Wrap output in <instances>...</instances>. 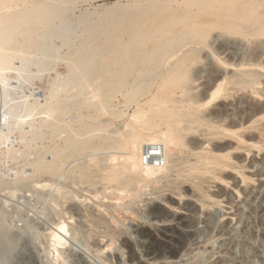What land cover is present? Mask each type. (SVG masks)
Here are the masks:
<instances>
[{"label": "bare ground", "instance_id": "6f19581e", "mask_svg": "<svg viewBox=\"0 0 264 264\" xmlns=\"http://www.w3.org/2000/svg\"><path fill=\"white\" fill-rule=\"evenodd\" d=\"M78 2L0 0V127H3L0 146L6 149H0V156L15 161L14 167L20 164L19 170L29 166L32 171L30 176L25 174L27 177H24L21 170H17L14 182H1L0 187L11 190L31 183L33 187L37 185L35 182L43 181L38 190L43 188L45 193L51 184L59 187L58 179L67 175L65 177L73 185L81 186L88 197L96 200L101 197L103 202L98 200V207L105 208L106 212L113 206L104 202L107 199L118 202L114 209L123 210L149 184L166 182L163 187L171 193L178 191L181 197L188 190L183 188V192L180 186L187 183L191 184L190 188H196L195 195V191L191 194L205 207L206 198L212 199L202 192L206 175L227 184L226 179L231 175H223L225 169L243 177L241 171L247 168L240 165L236 150L248 153L252 148L258 153L264 152V0H159L145 5L142 0H134L129 6L100 15L102 21L97 27L92 22V14L76 16L70 12V6ZM79 28L85 33L82 36L80 30L82 37ZM205 49L211 54H206ZM62 63L64 75L57 71ZM51 71L55 75L48 79L43 100H39L34 91L28 96L32 99L21 94L25 100L17 98L20 102H13L12 92H16L18 86L10 85L12 73L17 75L16 81L24 80L29 84L41 81L44 75L49 77ZM198 80L204 82L201 90L195 92L193 85ZM176 92H179L177 97ZM150 94V102L138 105ZM117 96L123 99V108L136 105L129 117L127 109L124 112L113 108ZM36 116H39L38 122L33 120ZM229 116H238V119L232 117L228 121ZM120 119L124 125L117 129L114 125ZM25 124L30 131L24 132ZM14 131L22 150L8 147ZM225 139H235L236 146L222 143ZM84 157L89 160L84 161ZM156 157H159L157 164ZM73 162L78 163L64 173L65 167ZM250 162L249 166L257 169L264 165V157ZM257 172L260 173V169ZM28 192L34 194L31 189ZM56 192L59 195L54 196L61 193V198L68 201L81 197L72 190L66 193L58 188ZM160 195L154 198L166 202L164 195ZM58 196L54 204L64 201ZM258 200L264 203V191L251 189L240 207L233 211L238 227L225 230L224 245L228 248L220 263L264 264V208L258 207L262 214L257 211L260 215L254 217L262 230L259 236L248 222L256 212L253 204ZM228 201H231L230 196ZM63 203L61 206L65 205ZM87 216L90 219L86 218V222L89 220L88 226L93 228L89 230L100 231L103 225L107 228L106 232L101 230L104 245L100 247L95 241L96 250L92 249L96 252L109 249L123 233L118 232L117 227L112 228L109 221L102 218L103 214L96 219L91 212ZM107 216L111 223L117 221L111 213ZM208 217L212 221H207L201 231L207 240L214 238L210 226L216 224L217 213H210ZM5 222L0 221V236L8 235L9 227ZM55 227L58 232L49 231L53 244L58 246L63 241L60 232L65 235L68 230L64 222L58 221ZM201 253L194 254L189 262L202 264L204 255Z\"/></svg>", "mask_w": 264, "mask_h": 264}, {"label": "rangeland", "instance_id": "374dc122", "mask_svg": "<svg viewBox=\"0 0 264 264\" xmlns=\"http://www.w3.org/2000/svg\"><path fill=\"white\" fill-rule=\"evenodd\" d=\"M132 1H134V0H79V2L76 3V5L70 6V12L72 11L76 16H81L83 14H87V15L92 14L93 15L92 22L95 25V27H97V25L100 23V21H102L101 20L102 18L100 15H102V14L105 15V12L107 10L121 9V7L129 6ZM157 1H159V0H142V2H143L142 4L145 5L147 3H152V2H157ZM80 30L82 32L83 29L79 28L78 32H80ZM81 32H80L79 36L83 33V32L82 33ZM83 35H85V33H83L82 36ZM82 36H80V37H82ZM97 41L101 42L100 39H97ZM215 45H217V44H215ZM204 52L205 53L207 52L206 54H211L210 51H207V49H205ZM58 66L59 67H57V69H58L57 71H59L62 75H64V73H65L64 72L65 71L64 70V63H62ZM54 75H55V72L53 73V71H51L48 74L49 77H46L47 75H44V78H42L41 81L34 80L32 82H29V84H28V82L25 81L26 82L25 83L24 80H21V82H20V80L16 81L18 79V77L16 74L12 73L10 75L12 77L10 85H11V87L12 86L13 87L18 86V88L15 87L16 92H12V94L14 93L12 95V97L14 98L13 102L14 101L18 102L20 99H21V101H22V99L25 100L24 97L25 96L28 97L29 94L33 93L34 91H35L34 93L39 98V100H43L42 99L43 94L46 91V88L48 86L47 82H49V80H50L49 78H52ZM46 79H47V81H46ZM19 82L22 83V86L19 84ZM23 82L25 85H23ZM203 82H204L203 80H198L197 82H195V84L193 85V89L195 90V92L201 90V88L203 86ZM26 84H28V85H26ZM20 86H21V88H19ZM23 86H24V88H23ZM21 94H23L25 96H23ZM175 95H176V97L179 96V92H176ZM17 98H20V99L18 100ZM151 98H152V94L147 95L146 97H144L139 102L138 105L142 106L144 104H147L148 102H150ZM13 102H12V104H15ZM121 103L123 104V99L121 98V96H117L113 100V108L115 107V109L125 112L127 107L125 106L126 108L125 107L123 108V106L125 104L121 105ZM216 103L217 102L213 103L214 106ZM134 106L136 107V105H133V106H131V108L129 107V109L126 110L127 117H129L133 113V110L134 111L136 110L137 107L135 108ZM232 117H233V120L238 119V116H229L228 117L229 119L227 118V120L228 121L231 120ZM234 117L236 119H234ZM38 119H39V116H36V118L33 120L35 122H38L39 121ZM123 125H124V122L122 119H120V120H117L115 122L114 126L118 129V128H122ZM23 127L25 130V131L23 130L24 132L30 131V128L28 129V127H29L28 124H25ZM2 128L3 127L1 126L0 130ZM109 128L111 130L113 129V127H109ZM14 132L16 133V131H14ZM15 133L14 134L11 133V135L9 137L11 139H10V143H8V147L9 148L13 147L14 149L22 150L23 147H22V144L19 142L18 134L17 133L15 134ZM254 134L258 137V134L256 132H254ZM197 138L200 140L201 139L204 140L203 137L197 136ZM234 141H235V143H234ZM228 142L230 144H233L232 145L233 147L236 146L235 145L236 144L235 139H233V140H231V139L230 140L229 139L228 140H226V139L222 140V143H228ZM19 143H20V145H19ZM38 145H39V142H38ZM0 149H2L4 151L6 150L5 146H3V145L0 146ZM250 150L252 152H250ZM257 151L258 150H256V149L250 148L249 149L250 153L248 152L249 154L246 152V150L244 152V150H241V149L236 150L234 152L235 155L238 156V160H239L240 165L247 166V168H245V170L241 171L243 173V177L240 174L236 175V173L231 169H230L231 171L225 169V171L226 170L227 171L223 172V175L224 174L231 175L230 178L226 179L227 184H224V182H222V181L220 182L219 180H215V177L214 178L212 177L213 175H206L205 176L206 181L204 179L203 180L206 183H204V184L202 183V185H201L202 186V192L204 194L206 193L205 194L206 196L209 195L212 197V199L208 197L210 200L208 198H206V200H208V201L205 200V202H204V203H207V204H205L206 206L204 205L206 208L202 207L201 204H199L198 200H196L197 199L196 197L194 198L193 195H195V193H196V191H195L196 188L195 189L190 188V187H192L191 184L188 185L187 183L182 184L180 186L182 188V190H183V188L184 189L187 188L186 190H188V192H185L184 194H182L181 197L178 196V194H177L178 191H174L171 193L169 190H167L165 188L166 187L165 185H167V184H165L166 182H163V183L158 182L159 184L154 183L151 185L149 184L150 186L148 185L147 189L145 188L146 190L144 188H142L143 190L138 195V197L135 198V200L132 203H129L128 208H125L123 210L119 209L118 207H116L117 210L114 209L115 207H113V206L116 205L118 202H115L112 200L109 201L108 199L107 200L103 199V200H105L104 202H106V204H108V205L111 204L110 206L113 205L112 206L113 209L112 208H110L111 210H108V208L106 209L107 213L104 211L105 208L102 209V208H100V206L98 207V205L100 203V202H98V200L102 201L101 197H99L100 199L98 198L97 200L92 198V197H88L89 195L86 194L87 192L81 191V186H76L75 184H74L75 185L74 186L73 182L71 180H69L68 177H65L67 175H62V177H60L61 179L60 178L58 179L57 182L59 183V187H58V184H56V186H55V184H51L52 186H47L46 187L47 189L45 188L47 191L46 190L44 191L46 194L43 193V191H42L43 188L41 191L38 190V189H41L39 186L41 185V183H44L43 181H41L39 183L35 182L34 185L35 184H37V185L33 186L34 188L32 187L33 183H31V185L29 184L30 186L27 185L26 187L16 186L14 189H17V190H14V189L8 190V188H6V186H1L0 187V210H1L0 211V217L3 221L6 220L5 224H7V226L9 227L8 228L9 231L8 230L7 231L10 233L7 232V234H8L7 236H6V233H5V235L0 236V242H1L0 243L1 244V246H0V264H146V263L147 264H152V263L153 264H160L161 262H163L161 264H164L165 262H166L165 264H186L187 261H188L187 264L188 263L191 264V262H189V261H191V259L196 254L201 253V252H203L201 254L204 255V257L202 259L203 260L202 264H222L219 262V260L226 256L225 253H226V249L228 248L227 246L224 245L225 244L224 240H226L225 238H227L226 237L227 235L225 234V230H228L229 228H237L238 227L237 224L235 225L236 216L233 215L234 214L233 211L236 210L238 207H240V205L244 201L245 195L251 189H254V188L257 189L258 188L261 190V192L264 191V187L260 188V185L264 184V165L257 167V169H255V167L251 168L249 166V164L251 163L250 161H253L254 159L256 161H258V160L260 161L261 158L264 157L263 151H262L263 153L262 152L258 153ZM5 157L7 159H5ZM84 158H85V160H84ZM84 158H82L81 160H84V161L89 160L88 157H84ZM11 161H12L11 159L8 160L7 156H4V157L0 156V183L6 182L7 180L9 183H10V181L14 182V180H15L13 177V176H15L14 172L19 170V168L22 167V166H19L20 164L17 165L18 167H14V166H16L15 165L16 163H14L15 161H12V162ZM75 163L77 164L78 162H75ZM75 163L73 162L71 164H68L67 167H65L64 173L66 172V174H67L68 169L70 167H72L73 165H75ZM24 168L22 170L20 169L21 175L24 177L26 175L30 176V174L32 173V171H30L31 167L29 168V166H27V167L24 166ZM258 169H260V173L257 172ZM261 170H262V172H261ZM22 171H24V172H22ZM22 173H24V174H22ZM64 177H65V179H64ZM68 180L71 181L72 183L71 182L68 183L69 182ZM48 185H50V184H48ZM163 186H165V187H163ZM57 187L61 188L62 191H64V192H66V190L69 192L72 190V192H74V189L75 190L78 189L74 193H80V194H78V198H79V196L83 197V198L80 197V199H78V200L80 201V200L87 198L88 201L85 202V200H83L84 201V203H83V201L79 202L78 200H76V198H75L76 201L73 199H69V201L62 199L61 198V193H62L61 190H60V192H61L60 196H58L59 192H56V190L58 191ZM25 188H26V190H25ZM28 189H29V191L31 189V193H34L33 195L37 196L39 194L40 199H38L39 195L37 197H35L32 194H30V192H28ZM32 189H33V192H32ZM34 189H37V190H34ZM64 189H66V190H64ZM203 189H204V191H203ZM13 190H14V193H13ZM36 191H38V192H36ZM159 191H162V192L164 191V193L159 192ZM192 191H195V192H193L194 194L192 193L193 195L191 194ZM183 192H184V190H183ZM197 192H199V191H197ZM11 193H13V194H11ZM66 193H65V195H66ZM81 193H83L84 196L81 195ZM156 193H159V194H156ZM55 194H58L56 196H58V198H61V200H64L63 201L64 203L61 201L58 204H57V202L54 204L55 198H57L56 196H54ZM160 194L164 195L163 199H166V202L161 201L158 198H154V197H157L156 195H160ZM43 196H44V198L42 199ZM53 196H54V198H53ZM191 196H193V197H191ZM229 196L231 197V201H228ZM167 199H168V201L170 200V202H168ZM51 200L53 201V203ZM157 201H158V203H157ZM212 201H215V202L211 203ZM216 201H218V202H216ZM62 203L65 205L61 206ZM77 203H81V205H79ZM119 203H121V202H119ZM254 203L255 204H253V207L256 210V212H254V213L252 212L253 218L248 216V219L250 217L248 222L250 223V225L252 223L251 230L256 232V233L258 232L257 234L255 233V235L259 236L262 233V230H261V227H259L257 225V222H256L257 219H254V217L257 215L256 216V218H257L258 214L261 213L260 209L262 210V208H264V203L259 202V200L257 202H254ZM213 204H215V205H213ZM59 206H61V207H59ZM154 206L157 208L155 209ZM75 207H77V208H75ZM87 207H89L90 209H88ZM258 207H260L259 210H258ZM70 208H72V209H70ZM84 208H85V210H84ZM88 210H90V211H88ZM114 210H115V212L116 211L117 212L114 213ZM74 211H76V212H74ZM102 211L105 213H103ZM257 211H259V213ZM82 212H84V213H82ZM87 212L93 213V217L96 214L98 216H102V214H103L102 218L107 219L109 221L108 223L110 224V226H112V228L117 227L118 229L116 228V230H118V232H120V230L123 232L122 234H120V235H123L122 237L120 235H118V237L120 236L123 239L117 237V239H116V241L118 240L117 243L115 241L114 242L115 244L113 243V245L109 249L105 248V250L102 251L103 253L102 252L101 253L96 252L94 245H96V243H98V245H101L100 247H102L104 245V244L102 245V243H101L102 236H103V233L101 230H103V231L105 230V232H106L107 228L105 227V225H103L104 227L100 226V228H99L101 232L99 230H98L99 232L98 231L95 232V230H97V229L91 231L93 228H91L90 225H89L90 227L88 226L87 222H89V220L86 222V218L90 219V217L88 218V216H90V215L92 216V214L87 216V214H89ZM108 212L111 213V215H114V219L117 220V221L115 220L116 221V222H114L115 224L111 223L112 221L110 222V217L107 216ZM213 212L217 213V218L215 221L216 224H214L213 226L212 225L210 226L213 228V230H211V228H210V230H211L210 234H211V236H214V238H212L214 241L212 239L207 240L206 237L202 236V234H201V231H203L205 229V225H206L207 221H210V222L212 221L208 216L210 213L212 214ZM70 213H72V214H70ZM158 213H159V215H158ZM56 216H58V217L56 218ZM93 217L91 219L95 218V217L94 218ZM59 218H61L62 221H60ZM1 219H0V221H2ZM162 220H164V221H162ZM191 220H193L192 224H191ZM56 221L57 222L58 221L64 222L66 227H67V230H68V232L65 235H64V233L62 234L60 232V234L63 237V241L60 243L61 245L59 244L58 246L53 244V240H52L53 238L51 239V235H50L51 232L49 231V230H51V231L53 230L52 232H54L55 229H57L55 227V223H57ZM252 221H255V222H252ZM117 222H118V224H116ZM53 223H54V225H53ZM86 223H87V225H86ZM225 224H226V228H225ZM1 225L6 226L3 223H1ZM235 226H237V227H235ZM177 227H179V228H177ZM257 227H258V229H255ZM1 228H2V226H1ZM90 228H91V230H89ZM22 229H24V231L26 230L25 232H27V234L25 232H23ZM221 229H223V232ZM164 230L167 232H165ZM85 231H86V234H85ZM138 231H140V232H138ZM259 231H261V232H259ZM56 232H58V231L56 230L55 233ZM89 232H91L90 236L92 238H90ZM99 233H100V237H98ZM213 233H216V234H213ZM93 234H95V235H93ZM96 234H98V235H96ZM4 236H5V238H4V240H2V238ZM104 239H105L104 242H106V238H104ZM152 239H154V240H152ZM158 239L160 241H158ZM95 241H97V242L95 243ZM98 241H100L101 244H99ZM118 242H120V243H118ZM5 243H6V245L10 244L8 246V248H5V246H4ZM145 243H147V244H145ZM90 245H91V247H90ZM202 245H203V247H201ZM204 245H205V247H204ZM2 246H4V247L2 248ZM210 246H212V248ZM146 247H148V248H146ZM167 247H168V249H167ZM196 247H197V249H196ZM206 247L207 248L210 247L212 250L210 248L207 249ZM9 248H11V249L8 250ZM92 248L95 250H93ZM158 248L159 249L162 248V249L159 250ZM200 248H202V249H200ZM102 249H104V248H102ZM206 249H207V251H206ZM45 250L47 251V253ZM56 250H57V252L55 253ZM157 250H158V252H157ZM94 251L97 254L94 253ZM180 251H181V253H180ZM204 251H206V252H204ZM168 252L169 253L172 252V253L169 254ZM48 253H49V255H48ZM134 253H136V254H134ZM158 253H159V255H158ZM160 254H162V255H160ZM56 255H57V257H56ZM156 255H158V256H156ZM191 255H193V256H191ZM155 258H156V260H155ZM167 259H169V260H167ZM160 260H162V261H160ZM134 261H136V262H134Z\"/></svg>", "mask_w": 264, "mask_h": 264}, {"label": "built area", "instance_id": "2783aa9c", "mask_svg": "<svg viewBox=\"0 0 264 264\" xmlns=\"http://www.w3.org/2000/svg\"><path fill=\"white\" fill-rule=\"evenodd\" d=\"M150 152V151H149ZM150 156V155H149ZM149 156L147 157V160L149 159ZM157 158L159 157H156V160H155V164H157L159 162V160H157Z\"/></svg>", "mask_w": 264, "mask_h": 264}]
</instances>
